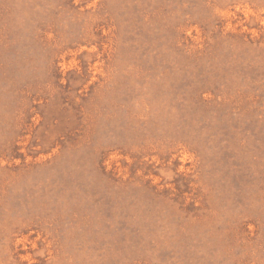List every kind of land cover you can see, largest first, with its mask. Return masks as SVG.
<instances>
[{"label": "rangeland", "instance_id": "1", "mask_svg": "<svg viewBox=\"0 0 264 264\" xmlns=\"http://www.w3.org/2000/svg\"><path fill=\"white\" fill-rule=\"evenodd\" d=\"M0 264H264V0H0Z\"/></svg>", "mask_w": 264, "mask_h": 264}]
</instances>
